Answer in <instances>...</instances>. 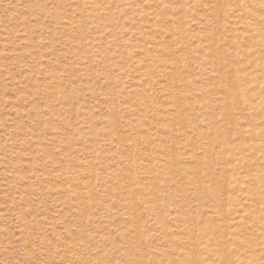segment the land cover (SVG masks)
Wrapping results in <instances>:
<instances>
[{
    "label": "rangeland",
    "instance_id": "obj_1",
    "mask_svg": "<svg viewBox=\"0 0 264 264\" xmlns=\"http://www.w3.org/2000/svg\"><path fill=\"white\" fill-rule=\"evenodd\" d=\"M0 264H264V0H0Z\"/></svg>",
    "mask_w": 264,
    "mask_h": 264
}]
</instances>
